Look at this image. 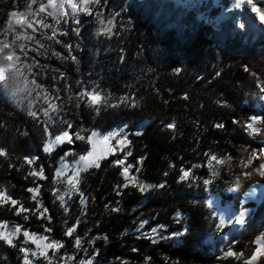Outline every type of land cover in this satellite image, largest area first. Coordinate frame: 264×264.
I'll return each mask as SVG.
<instances>
[{
	"label": "trees",
	"instance_id": "obj_1",
	"mask_svg": "<svg viewBox=\"0 0 264 264\" xmlns=\"http://www.w3.org/2000/svg\"><path fill=\"white\" fill-rule=\"evenodd\" d=\"M258 2L264 7L262 0ZM27 3L0 0V31L11 19L10 13L25 11ZM88 8L91 14L80 12L79 24L71 15L59 23L47 17L55 39L47 38L53 29L33 34L44 47L28 43V63L35 57L40 65L32 70L38 75L28 74V79L34 78L42 88L13 94L15 85L0 87V147L9 153L7 158L0 157V185L26 208H35L26 191L35 180L42 186L40 199L52 216L51 222L33 215L25 221L8 208H0V221L22 224L33 233L61 241L67 264H78L80 257L95 251L102 264H145L148 256L150 264H243L255 247L252 242L264 231V197L243 225L223 236L226 227L207 200L215 195L223 202L232 201L233 195L208 163L210 155H215L233 164L255 141L244 122L254 115L264 86V24L250 6L239 5L228 10L218 26L208 19L221 12L213 0L193 6L178 0H100ZM105 26L111 27V33L102 31ZM68 44L72 51L65 47ZM33 47L38 51H32ZM61 73L67 81L59 78ZM85 88L99 91L107 104L99 111L82 102L76 107L75 96ZM45 91L60 106L58 114L51 113L53 135L65 130L64 120L72 125L71 132L86 137L93 130L106 132L126 123L132 153L128 160L139 168L132 170L141 183L153 187L143 192L131 185L118 187L126 181L112 163L118 156L109 155L100 161L99 169L81 175L86 204L75 193L65 211L58 193L53 195L58 188L59 157L70 148L83 154L90 145L76 140L50 154L43 151L48 138L44 124L33 120L28 111H37L40 121L47 119L43 109L48 105L37 96ZM125 97L127 102H122ZM170 123L175 129L167 127ZM140 124L142 130H138ZM217 124L224 127L217 128ZM138 131L143 134L134 135ZM26 156L39 159L29 166ZM212 164L215 171L217 166ZM37 166H43L47 179L28 175ZM182 170H190L191 177L182 180ZM42 225L52 231L45 233ZM73 226V236H66ZM77 237L83 240L79 247ZM23 239L15 241V248L0 241V264H23L19 248L32 246ZM229 250L243 252L244 257H225Z\"/></svg>",
	"mask_w": 264,
	"mask_h": 264
},
{
	"label": "snow or ice",
	"instance_id": "obj_2",
	"mask_svg": "<svg viewBox=\"0 0 264 264\" xmlns=\"http://www.w3.org/2000/svg\"><path fill=\"white\" fill-rule=\"evenodd\" d=\"M264 2V0H262ZM100 0H28L26 5V10L21 12L13 11L10 13L11 19L7 22V26L0 31V36H3L4 39H0V87L3 88H12L14 85L13 94L17 91H27L29 94L32 91H35L36 88H42L41 84H38L37 81L33 78L28 79V74L33 76L38 75V73H33V66H40L39 61L35 57H32L33 63H28V43L35 42L39 45L40 48H43L44 45L40 43L39 40L33 35L34 33L40 31V29H53L52 35H49L48 39H55L56 31L53 28L52 24L46 23L47 17H53L59 23L60 18L71 17L74 19L76 24L80 23L78 15L80 12H87L91 14L88 5L99 4ZM240 5L250 6L251 12L256 15L261 23H264V7L260 6L258 0H239ZM38 5V7H35ZM71 9V13L69 10ZM44 14V15H41ZM33 17V18H29ZM66 22V21H65ZM101 24H104V21H100ZM112 22L108 21V25H111ZM241 28L244 27L243 24L240 25ZM30 30V31H29ZM102 31L111 33V27L105 26ZM76 35L79 36V29H75ZM67 34V33H63ZM11 37V39H9ZM56 43H61V41H56ZM72 51L73 46L71 44L65 45ZM32 51H38L37 48L33 47ZM57 57L61 56V53H54ZM73 61H76V56H71ZM247 70V69H246ZM54 71H59L55 69ZM255 75V74H253ZM61 80L67 81L65 74L61 73ZM81 82H77L78 86ZM23 84V88H20L19 85ZM32 85L34 87H29ZM68 90H71V85H66ZM60 89H57L59 92ZM261 91L264 92V86L261 87ZM37 96L43 97V102L48 105L47 108L43 109V116L47 119L45 121H40V117L37 111H28V115L36 120L37 122L44 124V135L48 137L47 142L43 148L45 153H52L58 146L63 144L74 145L76 140L85 141L90 145L89 149L83 154H77L74 149H69L65 151L63 155L59 157L60 167L55 171V182L58 184H64L67 191L64 194L58 195L57 199L60 200L61 206L67 211V202L65 196L71 198L73 193L79 194L83 198V193L79 187L81 183V173L87 172L91 168L99 169L101 167L100 161L107 158L109 155H116L117 153H124L123 158L113 160L112 163L121 169V175L124 177L126 183L118 187H128L129 185L138 187L140 191H146L148 188L153 187L152 185H144L141 183L136 175L132 174V169L136 168V171H139V168L136 165L127 163V158L132 155L131 151L124 152V149L129 147L131 141L128 139L126 133L123 129L107 132L103 135L97 131H92L87 137L82 135L81 132H71L70 129L72 125L66 120L63 121L67 125L65 130L60 132L58 135H53L50 128V122H52L53 117L51 113L56 112L57 114L60 111V106L53 102V99L50 98L51 94L48 92L37 93ZM73 97H69L72 99ZM59 99V97H55ZM75 99L78 101L76 107L80 106V103H86L89 107L95 108L99 111L101 105H106L107 100L104 96L101 95L99 91L95 89L81 90L76 96ZM187 99V97H185ZM128 98L125 97L122 102H127ZM115 107V105H109ZM240 123L239 121H235ZM257 125H264V116H251L247 121L244 122V127L250 132H258L260 129ZM169 129H175L176 125L170 123L167 125ZM217 128H223V124H217ZM142 132H136L134 135H142ZM75 137V139H74ZM115 141L113 144L112 141ZM102 141L104 144V150L102 152L97 151V143ZM9 153L5 148L0 147V157L7 158ZM69 156L77 157L75 165H69L67 158ZM39 157L36 156H26L24 158L25 163L29 166L34 165ZM232 158L228 157L227 160L230 161ZM261 161L257 168L254 170L262 177H264V148L253 149L248 156L247 161H242V166L244 168L250 167L254 161ZM212 161H216L217 164H224L227 161L223 159H218L215 155H210L208 167L213 170V175H215L214 165ZM139 164L143 163V158L138 162ZM71 172V175H69ZM252 173L246 172V176H250ZM29 176L35 177L37 179H47L44 174L43 166H37L32 168L28 173ZM191 177L190 170H182L181 179H188ZM27 179V176L25 177ZM211 183V181H205V184ZM33 187H28L26 191L31 193L29 199L35 202V208H26L23 203L19 200L14 199L11 195L8 194L6 187L0 185V208H8L13 212L15 216L22 217L23 220L27 221L30 218V215L36 216L37 219L47 220L51 222L52 216L49 214V209L44 207L42 199H40V188L42 187L39 184H36L35 180L33 181ZM164 185H158V187H163ZM60 189L57 188L53 195L59 193ZM119 194V193H118ZM82 199V203H85ZM112 211L119 212V208H113ZM235 223L238 225H243L245 223L244 213L242 212L240 217L235 220ZM44 232L50 233L52 229L48 226H44ZM76 231V226L70 227L65 233L66 236H73V233ZM155 229L153 232L155 233ZM23 236L24 244L35 245V249L31 247H20L19 251L23 253V264H33V260L29 257L40 258L43 257L45 260H48V264H52V257L49 256V250L55 252L59 251L64 245L61 241L51 240L48 235H42L38 233H33L28 229L24 228L22 224H14L9 228L8 221H0V241L6 244L9 247H17L15 241L19 240ZM107 237H105L106 239ZM146 238L152 239L151 235H148ZM153 243L156 241L153 240ZM255 247L248 258L243 259V264H259L262 258H264V237H258L252 242ZM75 245L79 247L81 245V239L77 237L75 239ZM133 251H138L133 249ZM225 257H235L237 260H240L244 257L243 252H235L229 250L225 253ZM65 259V258H61ZM152 257H145V264H150ZM81 264H92L91 260L81 262ZM127 264V262H124ZM178 264V262H175Z\"/></svg>",
	"mask_w": 264,
	"mask_h": 264
},
{
	"label": "rangeland",
	"instance_id": "obj_3",
	"mask_svg": "<svg viewBox=\"0 0 264 264\" xmlns=\"http://www.w3.org/2000/svg\"><path fill=\"white\" fill-rule=\"evenodd\" d=\"M178 1L186 6H190L195 4L196 2L199 3L201 0H178ZM213 1L215 5L221 6V12L217 16H211L208 19L209 21L213 22L218 26L220 21L227 16L228 10L233 9L234 7L240 5L239 0H213ZM254 115L264 116V92L262 91L260 92L259 103L256 107V111ZM143 126H144L143 124H140L138 126V130H142ZM257 127L260 129V131L254 133L252 132V135L255 137L254 143L249 145L246 152L236 162H234L233 164L229 162H226L224 164H217L216 161H214V164L217 166V169L215 170L216 175H218L219 180L224 184V189H226L229 193L233 195L232 201L223 202L219 196H215V195H211L207 200L208 204L214 209L215 214L218 216L221 226L224 225V227H226L227 231L223 233V236L225 237L229 236L232 231H234L239 226H241L235 223V220L238 217H240L241 213L243 212L245 217L248 214V212L251 211L256 206L255 205L251 207L249 210L244 212V210H242L241 207L239 206V203L241 202L244 203L245 197L252 195L253 190L255 188L254 182L257 181V179L260 180L261 182H264V177L260 176L254 170L255 168L258 167L261 161L259 160L254 161L253 164L247 168H244L241 163L242 161L245 162L247 161L249 153L253 149L264 148V125H257ZM119 129H123L124 133L127 134L129 139L130 131L128 130V126L126 123H121L106 132H103L101 130H93V131H97L101 133V135H103L107 132L115 131ZM112 143L114 144L115 141L113 140ZM103 150H104V144L102 141H100L97 143V151L102 152ZM127 151H129L128 147L124 149V152ZM116 155L118 156V159H120L123 158L124 153H117ZM76 159H78V156L77 157L69 156L67 158V162L69 165H75ZM127 163H130L128 158H127ZM59 167H60V163L58 165V168ZM131 171L133 175H136V173L133 172V170ZM246 172H250L252 174L250 176H246L245 175ZM69 175H71V172H69ZM58 188L60 189L58 195L64 194L67 191L64 184H58ZM81 191L83 193V198L81 197V201L82 199L86 201V195L82 189ZM74 194L75 193H73L72 195ZM263 197L264 195L259 196L257 199V203L261 201ZM70 199L71 198H69L68 196H65V200L67 202V209L69 208ZM82 204L85 205L86 202ZM13 225L14 224L9 223V228H11ZM259 237H264V231ZM82 243L83 240L81 239V244ZM31 248L35 249V245H32ZM60 249L59 251L55 252V254H53L52 250H49V256L52 257V264H67V259L66 260L61 259L62 257L64 258L67 254L62 255ZM96 254H97L96 251L91 254H84L83 257H80V259L77 262L78 264H81V262L91 260L92 264H102V262L96 256ZM29 258L33 260V264H48V260H45L43 257L36 258L30 256ZM259 264H264V258L261 259Z\"/></svg>",
	"mask_w": 264,
	"mask_h": 264
},
{
	"label": "bare ground",
	"instance_id": "obj_4",
	"mask_svg": "<svg viewBox=\"0 0 264 264\" xmlns=\"http://www.w3.org/2000/svg\"><path fill=\"white\" fill-rule=\"evenodd\" d=\"M254 183L255 188L252 195L245 197L244 203H239V206L242 210H244V212L255 206L257 204L258 197L264 195V182H261L257 179V181H255Z\"/></svg>",
	"mask_w": 264,
	"mask_h": 264
},
{
	"label": "water",
	"instance_id": "obj_5",
	"mask_svg": "<svg viewBox=\"0 0 264 264\" xmlns=\"http://www.w3.org/2000/svg\"><path fill=\"white\" fill-rule=\"evenodd\" d=\"M256 206H257V205H256ZM256 206H255L254 208H256ZM249 213H250V211L248 212V214H249ZM232 232H233V231H232ZM232 232H231V233H232ZM231 233H230V234H231Z\"/></svg>",
	"mask_w": 264,
	"mask_h": 264
},
{
	"label": "crops",
	"instance_id": "obj_6",
	"mask_svg": "<svg viewBox=\"0 0 264 264\" xmlns=\"http://www.w3.org/2000/svg\"><path fill=\"white\" fill-rule=\"evenodd\" d=\"M222 226L224 227V225H222ZM259 236H260V235H259ZM259 236H258V237H259ZM258 237H257V238H258Z\"/></svg>",
	"mask_w": 264,
	"mask_h": 264
}]
</instances>
